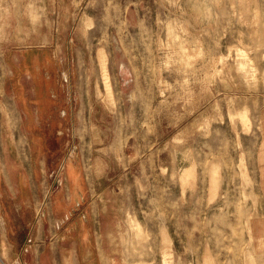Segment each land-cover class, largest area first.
<instances>
[{"label":"rangeland","instance_id":"rangeland-1","mask_svg":"<svg viewBox=\"0 0 264 264\" xmlns=\"http://www.w3.org/2000/svg\"><path fill=\"white\" fill-rule=\"evenodd\" d=\"M57 43L36 127L15 59ZM3 173L41 189L35 220L85 192L98 264H264V0H0Z\"/></svg>","mask_w":264,"mask_h":264},{"label":"crops","instance_id":"crops-1","mask_svg":"<svg viewBox=\"0 0 264 264\" xmlns=\"http://www.w3.org/2000/svg\"><path fill=\"white\" fill-rule=\"evenodd\" d=\"M63 49V45L59 43L55 47H29L26 54L23 53L21 58L15 59L16 67L20 66L21 68L22 65L24 67L28 65L32 72L38 70L41 74L38 80L33 79L30 87L22 89V94L26 99L24 103L29 109V113L24 111L25 116L28 118L30 114V119L36 124V127L48 125L50 120L56 118V116L44 112L42 106L38 105L42 100L40 102L38 100L47 95V92L44 93V81L48 80L49 76L53 79L56 75L55 70L61 69L58 68V59L54 57L63 56ZM44 52L52 58L48 59L47 63L39 58L41 53ZM51 60L55 64L54 75L48 74L50 69H48L47 64L48 66L53 65ZM11 71H13L12 68ZM55 90H57V87L49 90L52 96L56 95ZM34 103L36 104L34 105ZM37 133H39L38 136H40L42 142L50 135L49 132L44 131ZM63 133L64 128L59 129L57 132V134ZM47 166V154H45V161L41 169L46 171ZM53 173H50V175L53 179L59 180V183L56 182L58 184H74L76 181L73 182V179L76 176H78V180L84 183V178L78 169L62 176H52ZM19 177L15 178L13 173L5 177L3 173V178L0 179V209L2 210L0 213V226L2 227L6 249V252H3L4 258L1 263L98 264L95 244L92 241L93 232L89 211L77 209L81 202L87 199V194L85 192L81 193L79 190L75 192L73 190L66 191L62 187L60 188L63 189L62 191L53 194L51 203L44 210L43 216L35 220L36 201L41 197V189L33 183L31 175L28 180L26 177L25 180L19 179ZM53 221L56 222L59 229L58 246L50 244L48 239L53 231ZM5 254L9 255L6 256ZM98 259L99 264H102L101 257H98Z\"/></svg>","mask_w":264,"mask_h":264},{"label":"bare ground","instance_id":"bare-ground-1","mask_svg":"<svg viewBox=\"0 0 264 264\" xmlns=\"http://www.w3.org/2000/svg\"><path fill=\"white\" fill-rule=\"evenodd\" d=\"M104 61H105V60H104ZM109 87H110V86H109ZM107 88H108V87H107ZM109 89H110V88H109ZM111 89H112V88H111ZM107 91H110V94H109V95L111 96V92H112V91H111V90H107Z\"/></svg>","mask_w":264,"mask_h":264}]
</instances>
